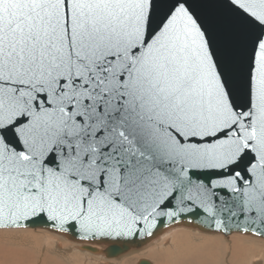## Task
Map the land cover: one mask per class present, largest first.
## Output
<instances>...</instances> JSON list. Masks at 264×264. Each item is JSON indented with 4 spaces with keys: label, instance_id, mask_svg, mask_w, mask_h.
<instances>
[{
    "label": "snow or ice",
    "instance_id": "snow-or-ice-1",
    "mask_svg": "<svg viewBox=\"0 0 264 264\" xmlns=\"http://www.w3.org/2000/svg\"><path fill=\"white\" fill-rule=\"evenodd\" d=\"M177 228L264 241V0H0V233Z\"/></svg>",
    "mask_w": 264,
    "mask_h": 264
},
{
    "label": "rangeland",
    "instance_id": "rangeland-1",
    "mask_svg": "<svg viewBox=\"0 0 264 264\" xmlns=\"http://www.w3.org/2000/svg\"><path fill=\"white\" fill-rule=\"evenodd\" d=\"M178 229L183 231L182 235L173 233ZM21 235L22 240H17L14 234L0 233V264H136L140 259L152 264H264V241L237 239L234 244L186 228L166 233L117 261L106 258L105 247L100 244H92L100 246L101 254L95 258L82 254L76 248L80 242L67 237L51 233ZM165 240L169 243L164 244ZM149 249L153 250L148 252Z\"/></svg>",
    "mask_w": 264,
    "mask_h": 264
},
{
    "label": "water",
    "instance_id": "water-1",
    "mask_svg": "<svg viewBox=\"0 0 264 264\" xmlns=\"http://www.w3.org/2000/svg\"><path fill=\"white\" fill-rule=\"evenodd\" d=\"M69 240L78 242L75 239H70L69 238ZM152 241H150V242H152ZM150 242L144 243L143 241L135 240L133 242H129V243H126V244L120 245V246H113L110 243H105V244H101V245L105 247L104 248V252H105L106 258H110L111 259V258L119 257V256H121V255H123L125 253H128L131 250L140 249V248L148 245ZM86 249H91V251H87ZM81 250L87 251V252H89L91 254H96L97 253V249L94 248L92 244H90V245L88 244L86 246H82ZM144 261H147V260L141 259V260H139L137 262V264H142V262H144ZM147 264H151V263L149 261H147Z\"/></svg>",
    "mask_w": 264,
    "mask_h": 264
},
{
    "label": "bare ground",
    "instance_id": "bare-ground-1",
    "mask_svg": "<svg viewBox=\"0 0 264 264\" xmlns=\"http://www.w3.org/2000/svg\"><path fill=\"white\" fill-rule=\"evenodd\" d=\"M179 231V232H178ZM178 232V233H177ZM173 233H176V234H178V235H182L183 234V231L181 230V229H178V230H176L175 232H173ZM237 239L239 240V239H241V240H244V239H246V238H242V237H232L231 238V242H233L234 244H235V242L237 241ZM75 242V241H74ZM214 242V241H213ZM169 243V240H165L164 241V244H168ZM75 244V243H74ZM76 245V244H75ZM77 245H78V247H77ZM77 245H76V248H79V251L83 254V253H85V254H88V255H91V256H94L95 258H99L98 256H100V254H101V251H100V246L99 247H94V248H96L97 249V253L96 254H91V253H89V252H87V251H83V250H81V247L82 246H86V245H88V243H77ZM90 245V244H89ZM98 245V244H97ZM101 245V244H100ZM233 245V244H232ZM231 247H233V246H231ZM76 248H73V250L74 249H76ZM234 248H235V246H234ZM233 248V249H234ZM231 249V248H230ZM244 249V248H243ZM151 250H153V249H149L148 250V252L149 251H151ZM133 250H131V251H129L128 253H125V254H123V255H121V256H119V257H116V258H108L109 260H115V261H117V260H120L121 258H123V257H126V256H128L129 254H131V252H132ZM231 252H233V251H231ZM103 253L105 254V252H104V249H103ZM151 254H153V252L151 253ZM91 259V258H90ZM141 260V259H140ZM146 260V259H145ZM253 260V259H252ZM139 261V260H138ZM137 261V262H138ZM148 261V260H147ZM150 262V261H149ZM245 262V261H244ZM262 262V261H261ZM96 263V262H95ZM151 263V262H150ZM153 263V262H152ZM151 263V264H152ZM101 264H105V262H101ZM137 264V263H136Z\"/></svg>",
    "mask_w": 264,
    "mask_h": 264
}]
</instances>
